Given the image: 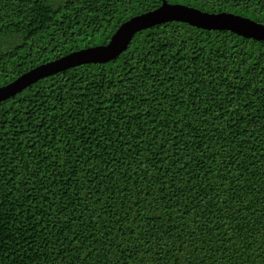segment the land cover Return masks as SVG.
I'll return each instance as SVG.
<instances>
[{
    "label": "trees",
    "instance_id": "trees-1",
    "mask_svg": "<svg viewBox=\"0 0 264 264\" xmlns=\"http://www.w3.org/2000/svg\"><path fill=\"white\" fill-rule=\"evenodd\" d=\"M163 1L0 0V87ZM0 264H264V41L168 22L0 102Z\"/></svg>",
    "mask_w": 264,
    "mask_h": 264
},
{
    "label": "water",
    "instance_id": "water-1",
    "mask_svg": "<svg viewBox=\"0 0 264 264\" xmlns=\"http://www.w3.org/2000/svg\"><path fill=\"white\" fill-rule=\"evenodd\" d=\"M178 22L205 31H229L254 41H264V24L232 13H207L182 4H162L122 23L106 44L74 51L38 65L0 87V102L8 100L39 80L87 64H106L127 50L134 35L156 25Z\"/></svg>",
    "mask_w": 264,
    "mask_h": 264
}]
</instances>
